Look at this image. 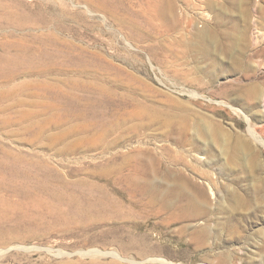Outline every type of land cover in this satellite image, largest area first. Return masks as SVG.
Returning <instances> with one entry per match:
<instances>
[{
	"label": "rangeland",
	"instance_id": "rangeland-1",
	"mask_svg": "<svg viewBox=\"0 0 264 264\" xmlns=\"http://www.w3.org/2000/svg\"><path fill=\"white\" fill-rule=\"evenodd\" d=\"M0 16V264L139 262L121 245L146 235L145 258L264 264V0H0ZM158 142L220 170L205 245L189 230L204 220L131 204L123 180Z\"/></svg>",
	"mask_w": 264,
	"mask_h": 264
},
{
	"label": "bare ground",
	"instance_id": "bare-ground-1",
	"mask_svg": "<svg viewBox=\"0 0 264 264\" xmlns=\"http://www.w3.org/2000/svg\"><path fill=\"white\" fill-rule=\"evenodd\" d=\"M1 17V16H0ZM210 17V16H209ZM5 18V17H4ZM201 18V16H200ZM205 18V17H204ZM203 18V19H204ZM208 18V16H207ZM5 20V19H4ZM19 22V21H18ZM30 28V27H29ZM209 36V35H208ZM196 37L198 40L205 42L206 39V31L203 30L201 32H196ZM208 38V37H207ZM204 44V43H203ZM206 44V43H205ZM202 51V50H201ZM206 51V50H205ZM204 51V52H205ZM94 54V53H93ZM5 60V59H4ZM7 75V74H6ZM23 101V100H22ZM25 102V101H24ZM23 102V103H24ZM27 103V102H26ZM28 104V103H27ZM25 110V109H24ZM30 113V112H29ZM29 116V115H27ZM29 118H31L29 116ZM27 119V118H26ZM59 122V121H58ZM138 122V121H137ZM56 123V122H55ZM127 124V123H126ZM43 125V124H42ZM60 126V125H59ZM64 126V125H63ZM128 126V125H127ZM42 127V126H41ZM61 127V126H60ZM2 128V127H1ZM62 128V127H61ZM60 128V129H61ZM58 129V128H57ZM65 130V129H64ZM67 130V129H66ZM75 130V129H74ZM73 130V131H74ZM72 131V132H73ZM77 131V130H76ZM250 133L252 132V130L249 128ZM11 132V131H10ZM63 131H61L62 133ZM68 131H66L63 134H66ZM59 133V132H57ZM7 134V133H6ZM60 134V133H59ZM251 135L254 136L253 133H251ZM6 136V135H5ZM58 136V135H57ZM61 136V135H60ZM78 136V135H77ZM101 137V136H100ZM37 138V137H35ZM188 140V137H185ZM255 140L260 142L261 144L264 145V142L261 138H258L256 136H254ZM77 139V138H76ZM86 140V139H85ZM170 140V139H169ZM21 141V140H20ZM24 141V140H23ZM167 141V140H166ZM185 141V140H184ZM192 141V140H190ZM188 141V144H190ZM161 142V141H160ZM164 142V141H162ZM168 142V141H167ZM177 142V141H174ZM181 142V141H180ZM139 143V142H137ZM157 143V142H156ZM153 144L152 148L149 147L147 149H145L147 151V157L143 156L141 153V155L143 157H146L145 160H142L140 163H138L139 165H135V169H131V167L129 168L130 170L128 171L129 174L127 175V178H124L125 175L121 176L124 178V185L127 184L129 190L131 191V193L133 194V197L136 198L137 196H139L141 199L145 200V203L140 206L139 202L133 201L131 202V204H133L134 206H139L141 208H139V213L141 212L142 216H144L145 214H143V211L145 208H149L145 213L149 212V216H153V218H159L162 215H168V217L166 218L167 223L166 224H177V223H182L185 221H193V220H204L203 224L195 226V227H189V230H192L191 232L193 233L191 236H193V239L196 241L195 244L200 247L201 245H205L204 242H202L204 240V238L206 236L210 235V230H209V225H208V221H210V214L208 212H206L205 208L207 205V201H208V194L210 195L209 197L214 198L217 196L216 194V190H217V185L220 182V175L218 173H220V170L218 171V173L214 172L213 167L211 169L210 166V161L212 160H208L207 158L205 159L204 157V151L199 150V152H194L195 149H190V147L188 149H186L185 147L181 148H174V146L170 147H165L164 144ZM179 143V142H178ZM176 143V144H178ZM211 143V142H210ZM142 144V142L140 143ZM150 144V143H148ZM175 144V146H176ZM28 145V144H26ZM129 145V144H128ZM144 145V143L142 144V146ZM146 145V144H145ZM180 145V144H178ZM177 145V146H178ZM194 145V144H193ZM122 146V145H121ZM139 145H135L134 148L138 147ZM167 146V144H166ZM191 146V145H190ZM130 147V145H129ZM148 147V146H147ZM128 148V147H127ZM197 149V147H194ZM133 149V148H132ZM140 151V146L139 148H136V150ZM144 148L141 149V152ZM129 150V149H128ZM137 150V152H138ZM217 150V149H216ZM224 150V149H222ZM110 151V150H109ZM78 152V151H77ZM116 152V151H115ZM114 153V152H113ZM145 153V152H144ZM167 154L168 155V161H169V167H165L164 169H162L160 167V161L157 158H154L153 156H155L156 154H160V157H162L163 155ZM139 154V153H138ZM154 154V155H152ZM221 154H224V152L222 151ZM127 155V154H126ZM145 155V154H144ZM149 155V156H148ZM221 156V155H220ZM156 157V156H155ZM164 157V156H163ZM206 157L207 154H206ZM229 158V157H228ZM233 158V157H232ZM227 159V158H226ZM225 159V160H226ZM220 160V159H219ZM214 161V160H213ZM215 162V161H214ZM219 162V161H217ZM212 163V162H211ZM222 163L224 164L225 162L222 161ZM228 163V161H227ZM239 163V162H238ZM136 164V163H134ZM134 164H131L134 165ZM213 164V163H212ZM216 164V163H214ZM220 164V165H223ZM157 165V167L155 168V166ZM172 165V166H171ZM218 165V164H217ZM128 166V165H127ZM226 166V165H225ZM224 167V166H223ZM220 168V167H219ZM123 169V168H122ZM63 173V172H62ZM124 173V172H123ZM222 174V173H221ZM117 175V174H116ZM214 176H216V178H214ZM120 177V176H118ZM116 178V177H115ZM122 178V179H123ZM159 180V181H158ZM120 181V180H119ZM118 180L116 182H119ZM114 182V181H113ZM121 182V181H120ZM126 183V184H125ZM229 183V182H228ZM117 184V183H115ZM166 185V187L169 188L168 191H163L164 189L166 190V188L162 189L163 185ZM229 185V184H228ZM228 185L225 186V189H228ZM117 186V185H116ZM165 187V186H163ZM98 188V187H97ZM121 188V187H120ZM128 190V189H127ZM113 191V190H112ZM119 191V190H118ZM120 192V191H119ZM99 193V192H98ZM114 195V194H113ZM124 195V193H123ZM216 195V196H215ZM107 195H105L106 198ZM109 196V195H108ZM182 197L185 199V203L186 205H184L186 207V209L183 211H178L177 207L174 206L176 205L175 203L172 202L174 200L171 201V197ZM114 197V196H113ZM118 197V196H117ZM230 201L234 204H236L238 202V198L236 197V194L234 192L230 193ZM115 198V197H114ZM171 198V199H170ZM174 198V197H173ZM112 199V198H111ZM109 197L106 198V202L112 203L113 201L111 200ZM133 199V198H132ZM177 199V198H176ZM126 200V199H124ZM134 200V199H133ZM136 200V199H135ZM143 200V202H144ZM181 200V199H179ZM138 201V200H137ZM183 202V201H182ZM118 203V202H117ZM127 203V202H126ZM174 203V204H173ZM209 203V202H208ZM127 205V204H126ZM219 208H222V202H218L217 203ZM121 206V204H120ZM123 206V205H122ZM182 206V207H184ZM208 206V205H207ZM94 207V206H93ZM129 207V205H128ZM136 207V208H137ZM184 207V208H185ZM79 208V207H78ZM132 208V207H131ZM130 208V210H131ZM180 208V207H179ZM210 208V207H209ZM122 209V208H121ZM126 209V208H123ZM128 209V208H127ZM177 209V210H176ZM205 209V210H204ZM225 211V208H223ZM129 210V209H128ZM136 210V209H135ZM181 210V209H180ZM210 210V209H209ZM98 211V210H97ZM116 211V210H115ZM211 211V210H210ZM209 211V212H210ZM217 211V209H216ZM124 212V211H123ZM136 212V211H134ZM138 212V211H137ZM220 212V211H219ZM121 213V212H120ZM116 214V212H115ZM119 214V213H117ZM126 214H129L128 212ZM138 214V213H137ZM140 214V215H141ZM106 215V214H105ZM132 215V212H131ZM148 215V214H147ZM108 217V216H106ZM105 217V218H106ZM125 219L127 218L126 216H123ZM130 217V216H129ZM146 217V216H144ZM104 218V219H105ZM109 218V217H108ZM131 218V217H130ZM133 216L131 218L132 222H134L133 220ZM148 218V217H147ZM117 219V218H116ZM135 219V218H134ZM143 219V218H142ZM103 220V217H102ZM107 220V219H105ZM111 220H114L113 217ZM144 220V219H143ZM142 220V221H143ZM141 221V220H139ZM135 223V222H134ZM139 223V222H138ZM158 223V222H157ZM90 224V223H89ZM92 224V223H91ZM146 224V223H145ZM194 224V223H193ZM130 225V224H129ZM135 225V224H134ZM138 224L135 225V229L137 228H141L139 226H137ZM178 225V224H177ZM183 225V224H182ZM192 225V224H191ZM132 226V225H131ZM129 227V226H128ZM133 227V226H132ZM180 227V226H179ZM183 227V226H182ZM182 227H180L182 229ZM225 227V225H224ZM179 228V229H180ZM114 229V228H113ZM117 229V228H116ZM122 229V228H121ZM142 229V228H141ZM184 229H186L184 227ZM54 230V229H53ZM115 230V229H114ZM119 230V229H118ZM132 230V229H131ZM148 230V229H147ZM213 229H211L212 231ZM55 231V230H54ZM111 231V229L109 230ZM113 231V230H112ZM111 231V232H112ZM116 231V230H115ZM121 232V230H119ZM128 231V230H127ZM137 231V230H136ZM180 231V230H178ZM108 232V231H107ZM123 232V231H122ZM132 232V231H131ZM134 232V231H133ZM181 232H187L186 230H181ZM125 233V232H123ZM122 236H125V234ZM143 233V232H142ZM180 233V232H179ZM215 233V231H214ZM217 233V232H216ZM215 233V234H216ZM115 233H113V237ZM127 234V232H126ZM144 234V233H143ZM148 234V233H147ZM184 234V233H182ZM181 234V235H182ZM190 234V233H189ZM104 235V234H103ZM112 236V234H110ZM132 235V234H131ZM135 235V234H134ZM106 236V235H105ZM149 235H146V237ZM180 236V235H179ZM107 237V236H106ZM134 237V236H133ZM136 237L138 238V236L136 235ZM141 237V236H140ZM139 240H132L130 239L128 241V243L121 245V251L125 252V251H131V253H133L134 248H137L138 251L134 252L133 255L135 256V258H139L141 261L137 262L135 261L134 257H128L125 258L124 256H121V254L116 253V252H102L96 249H92V250H88V252L85 253L84 256H91V259L94 257H101V256H110L113 259H117L120 261H125L126 264H144V263H149V264H173L171 261L164 259L162 257H147L145 258L147 255H151L152 253H155L157 251H153V249L155 248L153 244L150 243V239L148 240V238H140ZM123 238V237H122ZM192 238V237H191ZM129 239V237H128ZM207 239V237L205 238ZM126 240V239H125ZM71 241V240H70ZM207 241V240H206ZM17 242V241H16ZM122 242V241H121ZM41 243V242H40ZM204 243V244H203ZM56 244V243H54ZM30 248V247H29ZM8 250V249H7ZM14 250V249H13ZM43 251V249H41ZM40 250V251H41ZM47 250V249H46ZM120 250V249H119ZM155 250V249H154ZM157 250V249H156ZM54 251V250H53ZM140 251V252H139ZM46 253V252H45ZM218 253V252H215ZM228 254V253H227ZM229 255V254H228ZM59 256V255H58ZM220 258V262L219 264L224 263L223 260L227 258V256L224 253H219L218 255ZM230 256V255H229ZM228 256V257H229ZM51 257V256H50ZM65 257V256H64ZM102 258V257H101ZM207 258V257H206ZM78 259V258H77ZM89 259V258H88ZM114 259V260H115ZM230 260V259H229ZM119 261V262H120ZM208 261V260H207ZM210 261V259H209ZM218 261V260H217ZM213 262V260H212ZM122 263V262H121ZM214 263V262H213ZM77 264V263H76ZM205 264V263H204Z\"/></svg>",
	"mask_w": 264,
	"mask_h": 264
}]
</instances>
